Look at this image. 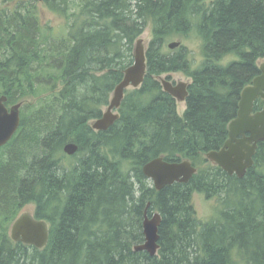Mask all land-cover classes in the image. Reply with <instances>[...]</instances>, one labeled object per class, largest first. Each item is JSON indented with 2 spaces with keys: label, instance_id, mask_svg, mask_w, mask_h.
I'll list each match as a JSON object with an SVG mask.
<instances>
[{
  "label": "trees",
  "instance_id": "1",
  "mask_svg": "<svg viewBox=\"0 0 264 264\" xmlns=\"http://www.w3.org/2000/svg\"><path fill=\"white\" fill-rule=\"evenodd\" d=\"M4 1L17 3L0 11V96L22 107L0 148V264H264V142L242 179L206 158L260 74L264 0H43L66 21L59 34L43 27L36 0ZM149 25L144 83L108 131L93 130ZM192 31L203 55L194 70L185 47L164 51ZM180 71L191 78L183 116L158 79ZM68 143L79 147L71 158ZM159 157L197 172L157 191L143 167ZM196 193L218 199L211 221L198 219ZM31 204L50 226L44 249L9 235ZM146 213L162 218L156 256L134 250Z\"/></svg>",
  "mask_w": 264,
  "mask_h": 264
},
{
  "label": "water",
  "instance_id": "2",
  "mask_svg": "<svg viewBox=\"0 0 264 264\" xmlns=\"http://www.w3.org/2000/svg\"><path fill=\"white\" fill-rule=\"evenodd\" d=\"M180 42H172L170 49H176ZM261 74L253 83L242 91L237 116L229 124V136L223 148L207 154V158L216 163L230 176L239 179L245 177L248 170L254 165V156L258 144L264 142V108L253 114L255 101L264 100V65L260 68ZM147 74L146 48L142 39H138L134 49V62L125 69L122 81L116 86L107 111L103 117L96 120L92 127L96 131H107L119 119L120 115L114 111L121 108L126 91L139 89L144 83ZM164 92L170 94L179 102H185L188 97L186 86H173L168 79L161 78ZM6 96L0 97V148L7 145L15 136L21 125V104L8 109L5 105ZM79 150L75 143H68L64 152L74 156ZM197 169L190 161L168 162L163 157L156 158L143 167L144 176L152 181L157 191L175 183H189ZM150 205H148L149 208ZM162 218L155 213L151 218L145 214L143 222L144 242L135 247L136 252H147L156 256L160 249L159 229ZM50 236V226L45 220H38L30 213L21 214L13 223L11 238L16 243H23L37 249H44Z\"/></svg>",
  "mask_w": 264,
  "mask_h": 264
},
{
  "label": "rangeland",
  "instance_id": "3",
  "mask_svg": "<svg viewBox=\"0 0 264 264\" xmlns=\"http://www.w3.org/2000/svg\"><path fill=\"white\" fill-rule=\"evenodd\" d=\"M3 0H0V6H3ZM37 8L41 17V21L43 24V27H49L52 30H54L56 33L59 34V31L62 30V27L66 23V21L57 13L52 12L49 10V8L44 3H37ZM139 39H142L144 42V45L146 47V50L149 48V44L151 43L153 39V32H152V26L149 25L147 29L144 31V33L140 36ZM172 42H181L182 45L187 49L189 53V59L192 63V70L197 69L201 66L203 62V55H202V47H201V41L198 37V34L196 31H192L188 36H179L174 39H171L167 41L164 47V51L166 53L172 52L173 50L169 49V45ZM136 45V42L134 44V47ZM232 60H234L233 57H229L223 60V64H228ZM262 62L260 61L259 64ZM170 76V81H175L176 83L184 82V83H190L191 78H189L186 73L184 72H171L163 74L161 77L167 79V77ZM133 89H130L128 91H132ZM28 103H34L35 101L30 99L27 101ZM26 102V103H27ZM186 110V102H178V113L180 116H183L184 112ZM104 111H107V107L104 108ZM68 156V155H66ZM72 157V156H68ZM70 160V159H69ZM69 163V161H68ZM194 207L197 213L198 219L202 222H208L214 219L218 213H219V201L217 198H207L206 195L202 193H196L194 195ZM27 212L30 214L35 213V206L34 205H28L23 208L22 213Z\"/></svg>",
  "mask_w": 264,
  "mask_h": 264
},
{
  "label": "flooded vegetation",
  "instance_id": "4",
  "mask_svg": "<svg viewBox=\"0 0 264 264\" xmlns=\"http://www.w3.org/2000/svg\"><path fill=\"white\" fill-rule=\"evenodd\" d=\"M37 1V3H44L43 2V0H36ZM16 3L17 2H9V3H5V1L3 0V6H0V11H3L4 9H12V8H14V6L16 5ZM45 4V3H44ZM181 43V42H180ZM181 46V47H180ZM180 46L179 47H177L176 49H173V51L172 52H174V51H176V50H180V49H182V48H184V46L182 45V43L180 44ZM170 49V48H169ZM170 50H172V49H170ZM260 62V61H259ZM262 63L261 64H259V68H261V66L262 65H264V60H262L261 61ZM260 74H261V71H260ZM259 74V75H260ZM259 75H257V76H259ZM256 76V77H257ZM255 77V78H256ZM161 76L160 77H158V79L160 80V82H161ZM254 78V79H255ZM163 79H165V78H163ZM167 79L170 81V76L169 77H167ZM253 79V80H254ZM172 84H173V86H177L178 84H181L182 83V85H185V86H187L186 87V90H187V92H188V89H189V85L191 84V82L190 83H184V82H180V83H176L175 81H170ZM253 83V81L251 82V84ZM251 84H249V85H251ZM249 85H247V86H249ZM246 86V87H247ZM130 90V89H129ZM242 95V94H241ZM0 97H2V96H0ZM174 98V97H173ZM111 100V99H110ZM187 100V99H186ZM241 100V99H240ZM7 101H8V99H7ZM6 101V103H5V105H6V107L8 108V109H10L12 106H14V105H11V106H9V105H7V102ZM176 101H177V106H178V100L176 99ZM186 102V101H185ZM18 104H21L22 105V103H18ZM109 106V105H108ZM108 106H107V108H108ZM263 108H264V100L263 99H261V98H259V99H257L256 101H255V104H254V109H253V114H256V113H258V112H261L262 110H263ZM257 110V111H256ZM115 113H118L119 115H120V109L119 110H116V111H114ZM105 113V111L103 110V114ZM102 117H103V115H102ZM101 117V118H102ZM100 119V118H99ZM98 120V119H97ZM96 120H94L93 122H91V127H92V125H93V123L95 122ZM92 129H93V127H92ZM110 129V128H109ZM94 130V129H93ZM96 131V130H95ZM108 131V130H107ZM102 132H105V131H102ZM228 140V139H227ZM260 144V143H259ZM259 144H258V147H259ZM6 146V145H5ZM5 146H3V147H1V148H4ZM223 148V147H222ZM221 148V149H222ZM221 149H219V150H221ZM219 150H215V151H219ZM257 150H258V148H257ZM257 150H256V153H257ZM213 152V151H212ZM206 158H207V155H206ZM208 159V158H207ZM209 160V159H208ZM182 161H189V160H182ZM182 161H179V162H182ZM212 164H215V165H217L216 163H214L213 161H211V160H209ZM192 164V163H191ZM254 164H255V159H254ZM218 166V165H217ZM194 167V166H193ZM247 174V173H246ZM32 205V204H31ZM35 206V205H34ZM23 210V209H22ZM22 212V211H21ZM21 212H20V214H19V216L21 215ZM24 213H27V212H24ZM23 214V213H22ZM34 217H35V213L34 214H32ZM18 216V217H19ZM17 217V218H18ZM16 218V219H17ZM36 218V217H35ZM15 219V220H16ZM37 219V218H36ZM15 220L9 225V235H10V237H11V230H12V226H13V223L15 222ZM12 239V238H11ZM16 243V242H15Z\"/></svg>",
  "mask_w": 264,
  "mask_h": 264
},
{
  "label": "bare ground",
  "instance_id": "5",
  "mask_svg": "<svg viewBox=\"0 0 264 264\" xmlns=\"http://www.w3.org/2000/svg\"><path fill=\"white\" fill-rule=\"evenodd\" d=\"M181 47V46H180ZM178 49V48H177ZM173 50V49H172ZM261 71V70H260ZM179 85V84H178ZM163 87V86H162ZM187 87V86H186ZM257 111V110H256ZM254 112V111H253ZM193 166V165H192Z\"/></svg>",
  "mask_w": 264,
  "mask_h": 264
}]
</instances>
